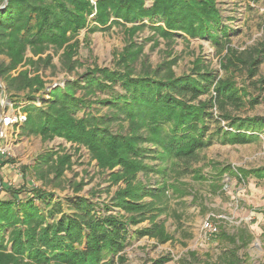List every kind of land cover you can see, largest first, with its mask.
I'll list each match as a JSON object with an SVG mask.
<instances>
[{
    "label": "trees",
    "instance_id": "1",
    "mask_svg": "<svg viewBox=\"0 0 264 264\" xmlns=\"http://www.w3.org/2000/svg\"><path fill=\"white\" fill-rule=\"evenodd\" d=\"M91 12L87 0H6L5 5L0 0V81L7 93L28 88L32 94L45 89L39 75L29 73L37 72V61L49 62V55H40L51 45L62 49V65L71 71L75 45L70 40L86 26ZM112 17L114 24L139 22L130 31L141 30L147 19L154 24V34L169 41L178 31L207 37L226 50L221 56L226 76L217 78L199 62L193 71L179 76L172 70L174 60L153 68L141 62L142 46L129 40L116 56L114 69L86 70L78 79L48 93L43 91L40 97L29 96L33 102L26 106L11 98V103L27 114L28 133L84 145L100 169L110 170L107 179L111 184H122L108 203H99L78 195L80 185L75 186L73 195L61 197L25 188L14 190L0 178V264L124 263V250L134 237L168 241L171 236L164 221L158 219L165 211L161 203L166 186L151 187L137 177L139 172L163 175L165 168H153L145 159L176 160L183 166L197 161L199 153L212 143L208 136L212 120L218 124L226 121L229 129L219 127L212 133L224 143L250 142L257 137L251 133L264 128V117L233 116L227 110L231 106L244 111L259 103L256 96L246 97L247 90L236 85L233 73L245 68L249 78L253 77L264 57L253 58L250 52L226 47L229 29L221 25L216 0H152L150 7L145 6V0H99L98 22L104 26ZM158 22L163 24L155 25ZM27 50L38 58L26 57ZM26 63L32 69L17 70ZM253 83L264 87V75ZM206 94L209 97L201 100ZM86 96L95 97V101ZM91 104L104 105L106 111L77 115ZM213 108L219 109L218 116ZM145 143L151 146H143ZM68 159L67 155L58 157L54 166L57 175ZM257 174L264 177V172ZM144 221L148 225L139 226ZM220 239L234 245L237 240L243 245L248 241L244 234L222 233Z\"/></svg>",
    "mask_w": 264,
    "mask_h": 264
},
{
    "label": "rangeland",
    "instance_id": "2",
    "mask_svg": "<svg viewBox=\"0 0 264 264\" xmlns=\"http://www.w3.org/2000/svg\"><path fill=\"white\" fill-rule=\"evenodd\" d=\"M87 1L92 7L87 24L70 40L75 45L73 69L68 71L63 67L62 49L57 50L51 45L40 55L42 58L49 55V62L45 64L37 61L34 68L37 72L31 70L29 73V76L39 75L45 89L32 94L28 88L7 93L5 112L20 109L11 103V98L26 106L33 102L29 96L40 97L43 91L48 93L57 85L63 86L67 81L78 79L86 70L94 67L114 69L116 56L129 40L142 46L140 60L153 68L174 60L172 70L179 76L193 71L199 62L203 64L204 70L213 72L217 78L226 76L221 67V56L226 50H221L219 44L207 37H192L178 31L173 33V40L169 41L154 34L151 27L153 23H147V19L142 21L146 26L138 31H130V28L139 22L114 24L111 23L113 17L103 26L96 19L99 0ZM151 4L152 0H145L146 7ZM216 4L221 25L229 29L226 47L237 52H250L253 58H263L264 0H216ZM162 24L158 22L155 25ZM25 55L32 57L29 50ZM1 58L7 61L5 56ZM32 58L36 60L38 56ZM140 60L136 65L137 71L140 70ZM25 69L32 67L27 63L20 64L17 70ZM239 70L233 73L236 85L247 90L246 97H258L259 103L244 111H237L231 106H227V110L233 116L264 117V87L253 83L264 75V59L258 65L256 75L251 78L247 69ZM16 73L12 71V74ZM0 83L4 86L3 82ZM0 90L1 104V87ZM77 94L81 96L82 92L78 91ZM44 97L46 99L47 94ZM86 97L95 101L93 96ZM207 97V94L202 95L200 99ZM105 111L104 105L91 104V107H83L77 115L83 116L87 112L103 114ZM212 111L215 116L220 114L218 108ZM26 126L27 123L6 128V136L0 137V178L7 187L64 197L73 195L75 186L80 185L78 195L92 197L99 203L109 202L122 183L111 184L107 179L110 170L100 169L84 145L60 137L42 139L39 134L28 133ZM219 127L229 129L223 120L219 124L214 120L209 123L208 136H211L212 143L199 153L195 162L183 166L176 160L160 162L149 157L145 159V163L153 168H165L163 175L139 172L137 177L140 182L151 187L166 186L161 203L165 211L158 219L164 221L171 239L161 242L147 236L134 237L124 250L125 262L114 261L113 264H152L162 257H169L162 264H264V177L257 174L264 172V128L252 132L257 137L250 142L239 144L220 141L217 135L212 134ZM143 146L151 145L145 143ZM4 149L3 156L1 152ZM65 155L69 159L62 173L57 175L54 166L58 157ZM186 166L188 172H184ZM207 216L218 226V232L203 236L201 223ZM146 225L148 221L139 224ZM222 233L244 234L248 241L243 245L237 240L234 245L222 241ZM230 253H234V257H229Z\"/></svg>",
    "mask_w": 264,
    "mask_h": 264
},
{
    "label": "built area",
    "instance_id": "3",
    "mask_svg": "<svg viewBox=\"0 0 264 264\" xmlns=\"http://www.w3.org/2000/svg\"><path fill=\"white\" fill-rule=\"evenodd\" d=\"M27 121V114L22 112L20 109L8 110L5 112L2 119V130L0 131V137L6 136V128L18 127L25 124ZM5 149L2 150L4 154ZM264 202V200H263ZM201 232L203 236L212 235L218 232V226L213 223L212 218L207 216L201 223Z\"/></svg>",
    "mask_w": 264,
    "mask_h": 264
},
{
    "label": "water",
    "instance_id": "4",
    "mask_svg": "<svg viewBox=\"0 0 264 264\" xmlns=\"http://www.w3.org/2000/svg\"><path fill=\"white\" fill-rule=\"evenodd\" d=\"M6 4V0H4V5ZM0 87L2 89L3 92V97H2V102H1V113H0V131L2 130V119L4 117V113H5V107H4V101L7 99V92L5 87L0 83ZM1 180H0V190H1Z\"/></svg>",
    "mask_w": 264,
    "mask_h": 264
}]
</instances>
